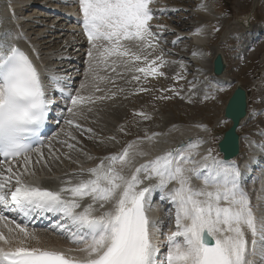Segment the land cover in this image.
I'll list each match as a JSON object with an SVG mask.
<instances>
[{"label":"snow or ice","instance_id":"1","mask_svg":"<svg viewBox=\"0 0 264 264\" xmlns=\"http://www.w3.org/2000/svg\"><path fill=\"white\" fill-rule=\"evenodd\" d=\"M153 2L78 0L83 32L90 45L85 80L78 89H72L63 75H49L45 83L33 58L32 53L39 58L34 46L29 43L26 50L20 45L21 40L28 43L23 32L18 27L0 28V209L25 219L55 215L54 227L67 233L78 246L68 252L82 254L77 257L41 247L40 238L25 223L0 214L8 232L5 235L0 231L4 245L0 246V264H264L262 198L252 202L234 163L217 158L211 148L201 153L202 139L135 165L136 157L150 155L144 143L150 146L154 137L161 135L145 132L120 152L99 158L94 166L84 167L76 159L78 167L60 177L55 189L44 187L37 176L36 165L43 162L41 167L50 170V156L58 151L41 138L53 107L50 92L65 101L60 114L63 116L65 110L68 114L64 118L67 140L61 142L69 149L66 158L72 160V152H78L92 160L93 156L77 147L80 141L73 129L92 139L93 129L85 128L80 121H88L91 115L95 123L102 111L100 105L125 91L101 85L116 87V80L131 74L130 80L139 85L137 91L147 92L142 81L166 77L162 69L175 62L165 58L163 34L154 31L150 23L155 17ZM202 31V27L196 28L193 35ZM178 42L179 38L172 44ZM198 54L193 51V55ZM173 79L179 82L184 76L177 73ZM189 85V91L195 92L196 82ZM160 91L180 95L174 87ZM209 98L214 94L206 91L203 99ZM134 115L151 119L143 112ZM118 131L124 132V126L120 125ZM45 147L49 157L44 155ZM259 147L264 150V144ZM194 180L202 181L201 185L197 187ZM156 191L174 209L175 230L166 235L163 253L159 244L163 233L158 221L149 216Z\"/></svg>","mask_w":264,"mask_h":264},{"label":"bare ground","instance_id":"2","mask_svg":"<svg viewBox=\"0 0 264 264\" xmlns=\"http://www.w3.org/2000/svg\"><path fill=\"white\" fill-rule=\"evenodd\" d=\"M77 3L78 0H0V28L16 30L18 27L28 41V43H26L25 40H21L20 45H25L26 48L29 49L30 43L34 46L35 52L39 54V58L36 59L35 53H32L37 66L44 74L45 82L48 83L47 77L49 75H63L66 77L67 83L72 86V89L79 88L81 84L79 81L80 78L82 80L85 79L84 74L88 61L87 52L90 47L86 36L82 34V27L78 26L81 19L77 12ZM155 4L156 6L153 8L155 11V17L150 23L153 25L154 31L163 34L161 47L167 54L165 58L170 62L180 64V66L181 63L184 65L186 63L189 64V62L196 63V70H193L192 68L189 69L194 72L188 79V82L194 80L199 81V84L196 83V95H190V93H186L185 95L188 100L191 98H197L200 101L204 95L203 93L206 92L203 91L205 90L204 87L208 85V82L201 75L210 72L212 66V59L207 55L206 49L204 48L206 44H210L211 27L209 24L200 22V19L213 21L215 15L211 11L210 6L204 4L202 0H198L197 5L194 8H188L185 4V0H157ZM253 10L254 8L244 15H236L231 22H228L229 24L226 26L221 40L224 41L225 37L228 35L232 36L233 34L234 36L235 32L236 34L252 33L253 35L251 34L250 39L248 34L246 35L248 38V45L244 46V48L254 46L256 44V39L263 33V29L258 30L257 27L249 29V27H253L251 25V20H253ZM184 16H186V20L188 21L183 19ZM158 25H162L163 28H158ZM200 27L203 28L201 34L193 35L194 30ZM188 28L189 30H187ZM165 36H167L168 39H165ZM178 38L179 42L173 45L172 41L177 40ZM182 40H191V42L194 43V48L188 53V55H184L179 51L177 52V49L174 50V48H178L177 44L181 43ZM228 41L229 39L227 38L222 43L229 46ZM222 43H220L221 47H223ZM247 48L245 50L243 49V55L249 50ZM214 49L215 48L212 49L214 53L221 52L224 54L221 48ZM194 50L198 51L200 54L193 55ZM185 51L187 52V50ZM239 56H242V54H238L237 57ZM184 60H186V62ZM190 66H192V64ZM227 73L228 69H226L224 74L220 77H210V87L219 91L217 88L220 89L229 86L231 81ZM54 96L55 104L53 110L55 112L60 111L61 113V110H64L65 108V101L58 94H54ZM109 114L110 112L104 117V123L102 122L101 124L103 130L100 129L101 131H98L99 126L95 127L96 129L94 128V123L92 126L89 121H80L85 128L91 127L93 129L94 135L92 139H88L87 134L81 136L79 131L73 129L77 139L80 141V144L77 147H82L84 153L93 156L94 159L92 160H88L86 155L79 154L78 152H72V160L66 158L69 149L61 143L67 140L64 132H62V129H65V131L67 130L66 124H59L55 132L51 135L49 134V138L45 144L47 145L50 142L53 149H58V151L50 156L49 149L47 147L43 149L44 155L46 157L50 156L48 161L51 166L50 170L41 167L43 162L36 165L37 176L42 180L44 187L52 189L57 188L59 186V178L65 173L71 172L78 167V165L74 163L76 159H79L84 167H91L99 162V158L121 151L126 144H119L118 137H116L115 140L108 139V137L113 134L111 131L114 130L112 127V129L109 130L111 120L114 121L115 119V117L114 119L110 118L108 116ZM67 115L66 110L63 111L62 117L64 123V118L67 117ZM248 119L250 118L247 116L244 121ZM97 122L99 121L97 120ZM104 129L106 131H104ZM107 130L109 131L107 132ZM148 133L151 134L153 131L150 130ZM156 133H161V135L154 137L150 146L148 142H145L143 145V147L150 152V155L148 157H136L135 165L143 163L145 159H150L155 155L162 154L166 150L173 149L180 145H186L189 141H196L198 139L205 141L199 149L201 153L208 148L213 149L214 141L211 135L210 125L207 123H185L178 121L165 125L162 130ZM260 133H264V129L256 134H247L245 137L241 136L242 134H239L240 150L235 159L236 161H225L226 163H234L238 166L242 173L243 186L249 193L254 204L258 202L257 197H261L262 199L260 202L264 204V159H259L258 155L255 156V161H257L258 164H255L254 162L251 163L250 160L254 155L253 152L256 148H260L259 145L264 144V134ZM142 137H144V135L141 136V138ZM99 140H103L104 142L99 143ZM135 140L136 138L129 139L128 141ZM244 143L247 145L246 151L243 147ZM99 146H104L103 151L97 150ZM56 156H59L60 159L57 160L55 158ZM216 156L221 158L217 154ZM35 159L36 157L33 156V160ZM154 182L155 181H153V183ZM193 183L199 187L202 181L194 180ZM251 186H254V188ZM248 187H250V189H248ZM160 196L161 193L159 191L153 193L151 198L152 210L149 212V216L158 221V227H161L162 224L165 225V227L163 226L161 229L163 235L159 237V244L161 245V252L163 253L166 251V247L164 246L166 235L170 230H175V221L173 206L167 200H161ZM7 210L8 209H1L0 214H6L9 217H13V215L8 214L9 211L7 212ZM169 222H171L172 225H169ZM12 227L14 228V225ZM53 227L54 224L47 228L28 227V230L30 232L34 231L40 238L41 247L58 249L65 252L66 250L63 245L77 246L67 238L66 233L61 234L58 228ZM0 231H3L5 235H8L3 222H0ZM31 243L35 244V241H31ZM0 246H4L3 242H0ZM66 253L72 255L68 251Z\"/></svg>","mask_w":264,"mask_h":264},{"label":"rangeland","instance_id":"3","mask_svg":"<svg viewBox=\"0 0 264 264\" xmlns=\"http://www.w3.org/2000/svg\"><path fill=\"white\" fill-rule=\"evenodd\" d=\"M202 1L204 4L210 6L211 11L215 15L213 21L200 19V22L209 24L211 27L210 44H206L204 48L206 49L207 55L211 59L215 55L212 49L221 48V50L224 52V57L226 58V69H228L227 74L231 84L225 88H220L222 90L216 91V89L210 87L211 83L209 82V79L213 76L212 71L208 73L206 72L204 75L200 74L208 82L207 87H204L205 91H211L212 89L214 98L204 100L202 97V100L200 101L197 98H191L188 100L186 99V93H190V95H196V91H189L190 85L188 82L189 77L193 75L194 72L189 69L192 68L193 70H196V63L194 64L193 62H189V64H183V68H181L180 64L178 63H169L162 69L166 73V77L156 79L149 78V81L147 82L142 81L143 86L149 89L147 92H138L137 89L139 85H137L135 81L130 80L131 74H127L125 79L116 80V87H112L111 84L101 85V87L111 88L112 91H117V89L121 87L124 88L125 91L119 93L114 100L105 101L103 105H100L102 111H100L101 113H98L100 115L96 117V122L94 123L95 125L91 122L94 117L92 116V119L91 115L89 116L90 119H88V121L89 123L91 122L92 126L94 125V128L99 126L98 131L103 130L101 128V124L102 122L104 123V117H106V114L110 112L108 116L112 119L115 117L114 121L111 120L109 127V130L112 128L114 129L111 131L113 134L110 135V137H118L119 144L125 145L129 142V139L141 137L145 135V132H149L150 130L158 132L169 123L178 121L185 123H207L210 125L211 135L214 141L213 151L214 153H218L216 144L219 138L217 137V134L222 133L229 124L228 121L223 118V107L237 83H240L247 90L249 98L247 116L250 118L242 122L238 132L242 135H247L250 133L256 134L264 128V112H261L264 109V0ZM197 2L198 0H185V4L188 8H194L197 5ZM253 8V20H251V25H253V28L257 27L258 30L263 29V33L259 38L256 39V44L254 46L249 48L246 47L249 50L243 55V49H246L244 46L248 45V38L246 35L248 34L250 39L252 33L236 34L235 32L234 36L233 34L232 36L228 35L225 37V40L227 38L229 39V46L223 44L222 42L225 40L222 41L221 39L226 26L229 24L228 22H231L236 15H244L250 12ZM186 16H184L183 19L186 20ZM189 28L187 30H189ZM165 39H168V37L165 36ZM220 43L223 44V47L220 46ZM177 46L178 48L176 47L174 50L177 49V52L179 51L184 55H188V53L194 48V43H192L191 40H182L181 43L177 44ZM185 50H187V52ZM156 52V54H159V49H157ZM238 54H242V56L237 57ZM184 61L186 62V60ZM191 64L192 66H190ZM177 73H181L184 76V79L179 80V82L175 81L173 76ZM103 74L107 75L108 73ZM84 80L85 79H79L80 82ZM125 80L130 82L126 83ZM194 81L199 84L198 80ZM172 87H174L177 91H180L179 96L172 95L171 92L164 93L160 91L162 88L167 89ZM162 95H168L171 98L167 100L160 99ZM140 112L147 113L151 119L144 120L141 116L134 115V113ZM97 120L99 122H97ZM62 124H65L64 121ZM120 125L124 126V132L118 131V127ZM109 130H107V132ZM64 131L65 129H62V132ZM104 131L106 130L104 129ZM243 147L246 151L247 145L245 143ZM103 149L104 146H99L97 150L103 151ZM251 187L254 188L253 186Z\"/></svg>","mask_w":264,"mask_h":264},{"label":"water","instance_id":"4","mask_svg":"<svg viewBox=\"0 0 264 264\" xmlns=\"http://www.w3.org/2000/svg\"><path fill=\"white\" fill-rule=\"evenodd\" d=\"M225 65L222 53L217 52L213 58V74L217 77L221 76L224 72ZM246 108V90L238 84L234 88L223 109V116L230 120V125L221 135L217 147L225 159H229L238 154L239 135L236 133V129L241 120L246 116Z\"/></svg>","mask_w":264,"mask_h":264}]
</instances>
